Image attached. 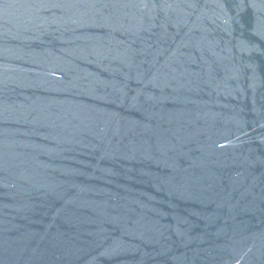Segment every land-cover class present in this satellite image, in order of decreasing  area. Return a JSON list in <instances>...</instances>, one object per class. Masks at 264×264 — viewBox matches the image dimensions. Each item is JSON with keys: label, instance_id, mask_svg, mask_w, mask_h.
I'll return each instance as SVG.
<instances>
[{"label": "water", "instance_id": "95a60500", "mask_svg": "<svg viewBox=\"0 0 264 264\" xmlns=\"http://www.w3.org/2000/svg\"><path fill=\"white\" fill-rule=\"evenodd\" d=\"M0 264H264V0H0Z\"/></svg>", "mask_w": 264, "mask_h": 264}]
</instances>
